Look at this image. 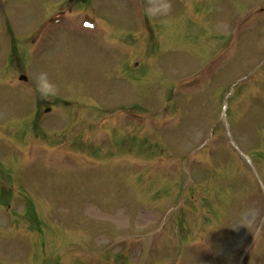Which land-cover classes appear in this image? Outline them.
Here are the masks:
<instances>
[{"label":"rangeland","instance_id":"1","mask_svg":"<svg viewBox=\"0 0 264 264\" xmlns=\"http://www.w3.org/2000/svg\"><path fill=\"white\" fill-rule=\"evenodd\" d=\"M261 61L264 0H0V264H264Z\"/></svg>","mask_w":264,"mask_h":264}]
</instances>
